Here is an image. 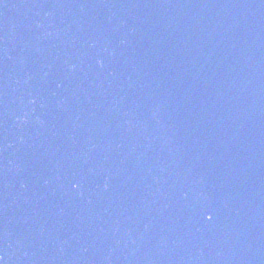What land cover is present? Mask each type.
I'll use <instances>...</instances> for the list:
<instances>
[{
	"label": "water",
	"instance_id": "95a60500",
	"mask_svg": "<svg viewBox=\"0 0 264 264\" xmlns=\"http://www.w3.org/2000/svg\"><path fill=\"white\" fill-rule=\"evenodd\" d=\"M0 264H264V0H0Z\"/></svg>",
	"mask_w": 264,
	"mask_h": 264
},
{
	"label": "snow or ice",
	"instance_id": "6c2138e0",
	"mask_svg": "<svg viewBox=\"0 0 264 264\" xmlns=\"http://www.w3.org/2000/svg\"><path fill=\"white\" fill-rule=\"evenodd\" d=\"M209 219H211V217H209Z\"/></svg>",
	"mask_w": 264,
	"mask_h": 264
}]
</instances>
